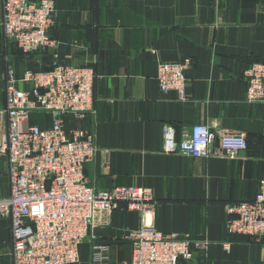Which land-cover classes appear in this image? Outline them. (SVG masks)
<instances>
[{"label": "crops", "instance_id": "1", "mask_svg": "<svg viewBox=\"0 0 264 264\" xmlns=\"http://www.w3.org/2000/svg\"><path fill=\"white\" fill-rule=\"evenodd\" d=\"M55 45L23 53L6 38L0 0V111L4 109L7 62L21 79L30 69L58 64L95 69V112L65 116L66 128H88L98 152L88 163V181L98 189L140 185L151 189L154 225L167 235L194 241L193 260L207 264H264V235L233 234L225 205L264 193V103L249 102L246 69L264 60V0H55ZM190 57L185 94L163 92L160 63ZM26 89L28 83L18 82ZM50 125L52 115L37 122ZM215 133H243L249 148L234 158H197L163 152L162 129L178 137L194 124ZM7 133L0 114V143ZM0 197L10 193L6 155L0 151ZM142 215L117 208L100 213L80 245V261L93 264L94 246H109L106 264H126L132 244L126 234ZM227 246L229 248H227ZM0 264H14L11 220L0 217Z\"/></svg>", "mask_w": 264, "mask_h": 264}, {"label": "built area", "instance_id": "2", "mask_svg": "<svg viewBox=\"0 0 264 264\" xmlns=\"http://www.w3.org/2000/svg\"><path fill=\"white\" fill-rule=\"evenodd\" d=\"M2 8L4 34L23 53L55 45L50 35L55 24V0H2ZM7 63L6 101L0 111L7 133L0 151L7 158L10 193L0 197V217L11 220L13 263L80 261V245L95 217L121 207L142 215V225L126 234L132 244V257L126 264H183L193 260V240L167 235L154 225L156 200L151 189L140 185L98 189L88 181L86 167L98 152L95 134L88 128L67 129L65 116L81 118L95 112V69L58 64L49 70H27L19 79L15 68ZM191 65L190 57L160 63L157 80L161 90H175L185 99ZM245 75L247 100L264 103V60L253 62ZM19 81L29 87L19 88ZM35 113H50V125L32 123ZM162 135L163 152L167 154L234 158L249 148L243 133H225L215 145L216 135L204 123L194 124L180 137L172 125L165 124ZM225 210L230 233L264 235L263 192L254 199L229 202ZM108 250L106 244L95 245L93 264H106Z\"/></svg>", "mask_w": 264, "mask_h": 264}, {"label": "rangeland", "instance_id": "3", "mask_svg": "<svg viewBox=\"0 0 264 264\" xmlns=\"http://www.w3.org/2000/svg\"><path fill=\"white\" fill-rule=\"evenodd\" d=\"M42 113H35L33 116L35 117L34 119L39 122V123H42L43 121H39L38 117L39 115H41Z\"/></svg>", "mask_w": 264, "mask_h": 264}]
</instances>
